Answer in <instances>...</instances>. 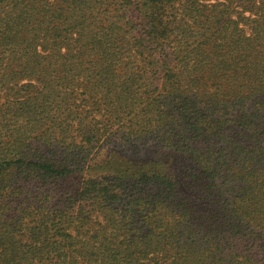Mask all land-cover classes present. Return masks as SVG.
<instances>
[{
  "label": "trees",
  "instance_id": "16d2710c",
  "mask_svg": "<svg viewBox=\"0 0 264 264\" xmlns=\"http://www.w3.org/2000/svg\"><path fill=\"white\" fill-rule=\"evenodd\" d=\"M0 264H264V0H0Z\"/></svg>",
  "mask_w": 264,
  "mask_h": 264
},
{
  "label": "rangeland",
  "instance_id": "374dc122",
  "mask_svg": "<svg viewBox=\"0 0 264 264\" xmlns=\"http://www.w3.org/2000/svg\"><path fill=\"white\" fill-rule=\"evenodd\" d=\"M128 146H126L125 148H127ZM107 151L109 150H113L115 152H117L118 150H121L123 153L122 154H126L127 156L129 157H132V158H135L137 157V155L133 154V150L130 149V150H124L120 147L119 144H113L111 143L109 146H106L105 147ZM147 153L148 154H151V156L153 158L157 157L159 158L160 161H163L165 163H167L170 159H171V153L169 151H161V150H156V149H148L147 150ZM154 153H157V155L155 156ZM146 154V153H144ZM140 157V155H138ZM143 156V155H141ZM150 156V155H149ZM173 158V156H172ZM176 160H179L176 156H174V161L176 162ZM177 164V162H176Z\"/></svg>",
  "mask_w": 264,
  "mask_h": 264
}]
</instances>
